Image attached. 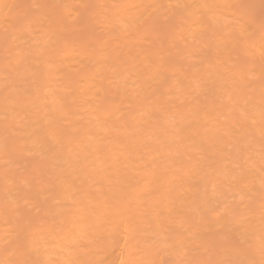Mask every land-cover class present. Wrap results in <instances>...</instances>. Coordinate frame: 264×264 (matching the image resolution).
Returning a JSON list of instances; mask_svg holds the SVG:
<instances>
[{"label":"bare ground","instance_id":"obj_1","mask_svg":"<svg viewBox=\"0 0 264 264\" xmlns=\"http://www.w3.org/2000/svg\"><path fill=\"white\" fill-rule=\"evenodd\" d=\"M0 264H264V0H0Z\"/></svg>","mask_w":264,"mask_h":264}]
</instances>
